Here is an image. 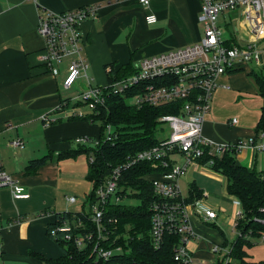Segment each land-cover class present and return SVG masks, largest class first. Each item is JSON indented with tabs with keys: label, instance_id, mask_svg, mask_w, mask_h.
Returning a JSON list of instances; mask_svg holds the SVG:
<instances>
[{
	"label": "crops",
	"instance_id": "0c3cea01",
	"mask_svg": "<svg viewBox=\"0 0 264 264\" xmlns=\"http://www.w3.org/2000/svg\"><path fill=\"white\" fill-rule=\"evenodd\" d=\"M90 5L99 6L98 17L84 22L82 31L84 56L90 64L88 77L94 86H107L109 65L117 69L131 63L136 67L144 59L138 58L141 55L150 57L174 47L193 45L204 35V26L199 20L200 0H151L148 7L139 0H38L36 3L0 0V160L4 171L30 194L28 199H14L10 188L0 186V264L55 263L63 252L49 236V228L60 214H76L86 208V198L92 190L87 177L86 153L51 160L33 173H26L25 169L30 162L49 154L56 157L82 146L94 147L77 140L100 135L99 125L67 117L63 104L86 91L87 80L82 77L77 86L65 89L63 82L70 60L58 66V75H51L41 62L44 40L38 33L42 13H61ZM149 14L156 15L155 24L146 22ZM235 18L231 19L233 28L237 25ZM249 65H240L219 79L220 86L203 124V135L213 142L250 139L260 142L256 127L263 99L251 74L254 68ZM43 117H48L49 122ZM234 119H237L235 124ZM13 141H22L24 146L14 148L10 145ZM236 159L240 165L264 174V154L257 148L243 149L236 154ZM178 161L184 162L182 158ZM188 173L194 180L185 194L181 181L186 200L195 184L201 192L196 200L204 199L207 203L221 191L235 202L227 191V179L209 164L200 162L199 166H189L182 178ZM217 181L224 187L217 186ZM71 198L75 201H70ZM215 211L217 218L209 222H203L198 216L191 217L195 235L188 248L196 264H218L223 256L213 254L212 246L231 250L234 244H229L219 225L235 226L238 208L231 215ZM245 251L248 262L264 261V235Z\"/></svg>",
	"mask_w": 264,
	"mask_h": 264
},
{
	"label": "built area",
	"instance_id": "2783aa9c",
	"mask_svg": "<svg viewBox=\"0 0 264 264\" xmlns=\"http://www.w3.org/2000/svg\"><path fill=\"white\" fill-rule=\"evenodd\" d=\"M31 1L36 3L38 0ZM139 2L145 7L151 4V0ZM200 2L199 20L204 26V35L199 42L146 57L135 67L134 74L108 83L105 87L94 86L93 80L88 77L90 64L84 56L85 36L82 31L84 22L98 17L99 6H83L61 13L46 11L40 15L38 33L44 40L40 56L42 64L51 75L56 76L59 74L58 66L65 60H70L63 82L67 90L73 88L80 78L85 77L87 80V90L71 100L70 105L67 101L63 104L68 118L91 121L92 117L99 115L111 95L122 96L129 105L138 108L182 103L178 114H168L158 119L159 124H169L171 134L168 139L160 140L158 145L128 156L125 161L113 167L108 177L96 188V202L87 211L92 227L81 218L74 223L61 215L49 228L48 233L52 239L72 243L79 251L89 252L91 257L104 260L122 253L121 246L113 249L103 246L109 240L105 225L106 208L109 202L122 203L126 199L117 195L122 191L120 181L123 174L134 166L148 164L156 171L149 178L154 194L149 207L153 245L155 249H160L166 235L179 236L180 241L174 249L175 261L179 264H196L188 248L189 241L195 235L191 217L198 216L203 222H209L218 215L206 205L204 199L187 201L182 193L181 178L185 176L189 166L200 165L206 151L214 156L232 151L239 153L251 147L264 154V134H260L258 144L255 139L216 143L203 135V124L211 110L214 93L220 86V77L237 70L240 65L252 64L256 68H264L261 60L264 53V0ZM240 10L241 19L236 16L234 33H224L218 25L220 15ZM146 22L155 24L156 15L146 16ZM112 70V66H107V74L112 73ZM43 119L49 122L48 117ZM232 123H237V119L232 120ZM117 137L116 127L107 124L103 140L83 137L77 142L100 148ZM10 145L14 148L24 146L22 141H13ZM178 158H182L184 162H179ZM93 162L94 156L91 155L88 163ZM0 186L10 188L14 199L30 197L26 188L4 171L1 160ZM70 201L75 199L71 198ZM235 203L239 206L236 212L239 219L243 212L237 199ZM109 222L116 224L117 220L111 219ZM212 252L223 256L219 258L223 264H231V250L214 245Z\"/></svg>",
	"mask_w": 264,
	"mask_h": 264
},
{
	"label": "trees",
	"instance_id": "16d2710c",
	"mask_svg": "<svg viewBox=\"0 0 264 264\" xmlns=\"http://www.w3.org/2000/svg\"><path fill=\"white\" fill-rule=\"evenodd\" d=\"M107 74L108 83L120 80L136 72L133 64L115 68ZM257 83L260 96L263 99L261 117L256 127L257 134H264V68H254L251 73ZM70 105V101L68 102ZM182 103H172L161 107L143 106L141 108L129 105L122 96L111 95L101 108L98 116L92 117L91 124L99 125L100 140L104 139L105 125L116 127L117 139L105 143L100 148L82 146L79 150L61 152L58 156L47 155L42 159L30 162L26 173L36 172L41 166L51 160L60 161L77 157L80 153L94 156V162L89 164L88 180L92 190L86 198V204L91 207L96 202L95 190L108 177L111 169L125 161L128 156L150 149L160 143L157 138L158 119L168 114H178ZM93 138V139H97ZM205 152L200 161L209 164L210 168L227 179L228 193L240 202L243 216L237 221L239 237L231 248V264H264L248 262L245 248L254 247L264 235V174L240 165L236 159V152H225L211 156ZM156 171L148 164H139L123 174L120 181L122 191L117 195L123 198L138 199L141 204L129 206L122 203L109 202L105 212V225L109 240L103 243L107 249L117 246L123 247V252L113 255L109 260L91 257L89 252L79 251L72 243L56 240L62 249V257L53 264H179L174 259V249L180 241L179 236L166 235L160 249H155L151 239L150 203L154 199L153 185L149 176ZM201 197V192L192 185L189 202ZM68 218L74 222L79 218L92 227L88 220L90 216L86 208L76 214L64 213L58 216ZM117 220L116 224L109 220ZM73 223V224H74ZM218 264H223L219 260Z\"/></svg>",
	"mask_w": 264,
	"mask_h": 264
},
{
	"label": "rangeland",
	"instance_id": "374dc122",
	"mask_svg": "<svg viewBox=\"0 0 264 264\" xmlns=\"http://www.w3.org/2000/svg\"><path fill=\"white\" fill-rule=\"evenodd\" d=\"M241 13H242V10L240 11H237V12H225L223 14L220 15V18L218 20V25L219 27L222 29V31L224 33H234V28L232 26V23H231V19L235 16H238L239 19H241ZM240 26L242 25V23L239 24ZM264 42V40H263ZM262 42V44H263ZM261 44V45H262ZM175 48V47H174ZM173 48V49H174ZM147 56L145 55H141L140 57H138L139 59H142V58H145ZM151 57V56H150ZM261 60L264 64V53H262L261 55ZM251 68H255L254 65H249ZM77 86V84H76ZM75 87V86H74ZM170 134H171V129H170V126L168 123H162V124H159L158 128H157V133H156V136L159 140H165V139H168L170 137ZM191 172V171H190ZM189 172V173H190ZM189 173L187 174L186 177L182 178V186H183V189H184V194L188 191V187H189V184L194 180L192 178H189ZM215 184H217V186L219 185L220 187H224V185L220 182H215ZM211 191V190H210ZM219 191V190H218ZM212 192V191H211ZM219 196L218 197H211L208 202L206 203V205L209 207V208H212L214 209V207L216 208L215 210H219L221 212V214H229L231 215L232 213H234L235 211V207H237L236 203L234 201H231L227 195H225L224 192H221L219 191ZM122 204H125V205H129V206H139L141 204V202L138 200V199H133V198H126L123 200ZM86 207V211L89 210V206L88 204L85 205ZM238 210H239V206L237 207ZM220 229L224 231L227 239H228V242L229 244H232L234 243V241L238 238L239 236V229L237 228V224L234 226H227V225H222L221 226L219 225ZM263 252L262 249L258 250V253L261 254Z\"/></svg>",
	"mask_w": 264,
	"mask_h": 264
},
{
	"label": "water",
	"instance_id": "95a60500",
	"mask_svg": "<svg viewBox=\"0 0 264 264\" xmlns=\"http://www.w3.org/2000/svg\"><path fill=\"white\" fill-rule=\"evenodd\" d=\"M240 43H241V44H244V42H243V41H240Z\"/></svg>",
	"mask_w": 264,
	"mask_h": 264
}]
</instances>
